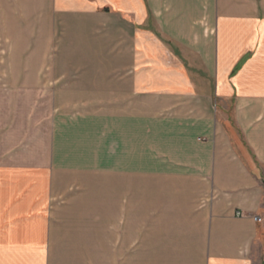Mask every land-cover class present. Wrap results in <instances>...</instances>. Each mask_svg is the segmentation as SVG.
<instances>
[{"label":"crops","instance_id":"1","mask_svg":"<svg viewBox=\"0 0 264 264\" xmlns=\"http://www.w3.org/2000/svg\"><path fill=\"white\" fill-rule=\"evenodd\" d=\"M2 28L40 67L13 72L27 118L0 101V264H48L63 209L128 251L135 187L142 264H254L264 0H0Z\"/></svg>","mask_w":264,"mask_h":264},{"label":"rangeland","instance_id":"2","mask_svg":"<svg viewBox=\"0 0 264 264\" xmlns=\"http://www.w3.org/2000/svg\"><path fill=\"white\" fill-rule=\"evenodd\" d=\"M14 31L15 28L0 29V71L3 72L6 69L8 73L10 72L11 74L0 75V85H3L1 88L2 97H0V101L2 107H6L7 116H11V118L13 116H20L22 119H25L31 114V110H34L31 108L33 96H31L28 91L15 93L14 88L16 87V84H28L30 77L24 75H14L13 72L14 70L20 71L25 69L28 73L29 67H37L38 62L23 58L25 57L24 55H27L28 53L26 50L27 48H25V45L13 43ZM28 47L30 46L28 45ZM38 115H45V108H39ZM23 142H25V140H23ZM135 162H141L139 157L136 155ZM144 174L145 173L142 172H135L133 177L134 181L140 182L143 179ZM134 190L135 204L133 236L132 241L128 244V251H126L125 247L123 248V251L110 250L112 246L111 240L115 237H112L111 239L109 235L111 224L108 218H104V209L101 218L100 214L95 213V216H99L95 219H92L94 213L88 212H80L78 214L80 217L87 216V218H73L70 212L68 213L65 209H63L56 212V218L53 219L51 248L48 251L47 257L48 264H127V262L128 264H142V188L135 187ZM56 203H59V206L64 208L69 206L65 203V199L63 197H60ZM258 223L261 225V229L257 237L253 263L264 264V218ZM89 228H91L92 232L90 234H88L90 232ZM93 232H95L96 235L97 232H100V237L98 235L95 236ZM97 237H99L100 241ZM99 242L102 250L93 251V245L95 247V244L97 245ZM120 244L122 243L118 241L119 247ZM88 248L90 249L88 250Z\"/></svg>","mask_w":264,"mask_h":264},{"label":"built area","instance_id":"3","mask_svg":"<svg viewBox=\"0 0 264 264\" xmlns=\"http://www.w3.org/2000/svg\"><path fill=\"white\" fill-rule=\"evenodd\" d=\"M237 214L239 216H242L243 215L242 212H238ZM253 218H254L255 222H257V223L258 222H261L262 219L264 218V214L262 216H260V215H254Z\"/></svg>","mask_w":264,"mask_h":264}]
</instances>
